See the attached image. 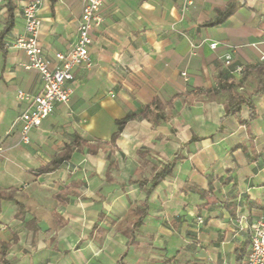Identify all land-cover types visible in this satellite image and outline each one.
Instances as JSON below:
<instances>
[{"label":"crops","instance_id":"obj_1","mask_svg":"<svg viewBox=\"0 0 264 264\" xmlns=\"http://www.w3.org/2000/svg\"><path fill=\"white\" fill-rule=\"evenodd\" d=\"M31 1L0 0V35L12 8L0 38V189L15 190L0 200V264H242L264 215V0L105 3L69 102L21 144L28 104L17 93L42 82L10 44ZM41 1L38 44L55 66L84 0ZM242 101L253 116L247 104L226 114ZM65 146L70 159L37 172Z\"/></svg>","mask_w":264,"mask_h":264},{"label":"built area","instance_id":"obj_2","mask_svg":"<svg viewBox=\"0 0 264 264\" xmlns=\"http://www.w3.org/2000/svg\"><path fill=\"white\" fill-rule=\"evenodd\" d=\"M114 0H84L74 43L67 52L55 54L57 61L53 66L38 44L40 18L38 11L41 0H33L22 7L24 32L13 38L10 46L21 50L28 62L25 69L36 70L42 82V90L35 95L18 91L17 98L27 102L26 110L18 117L19 143L28 144L29 134L41 126L52 114L56 104H67L73 93L70 82L73 80L72 69L81 64L90 66L92 59L88 48L92 43L91 31L102 22L99 13L101 7ZM217 43L210 44V48ZM228 60L229 57H226ZM228 64V61H227ZM4 147L0 144V156ZM201 222V220H199ZM242 264H264V215L260 216L250 228L249 248Z\"/></svg>","mask_w":264,"mask_h":264},{"label":"trees","instance_id":"obj_3","mask_svg":"<svg viewBox=\"0 0 264 264\" xmlns=\"http://www.w3.org/2000/svg\"><path fill=\"white\" fill-rule=\"evenodd\" d=\"M9 1V0H7ZM233 10V6L232 5H228L226 8L218 10V14H220L222 17L216 19V21L211 22L209 25H216V24H220L222 23L231 13ZM12 8H9L8 10V18H7V25L5 27V29L3 30L2 34L0 35V38L3 37L5 35V33H7L10 28L12 27ZM219 85L221 84V80L219 81ZM264 90V85L259 89V91H263ZM242 104H247L249 105L250 111H251V115L253 116V107L250 105V103H248L247 101H242L241 103H237V105H235L234 107H227L226 108V114H234L237 111L240 110V107ZM129 118H123L121 120H117L116 121V125H117V132L112 136V141H114L117 136L119 135V133L122 131L124 125L126 124L127 120ZM86 145V142H80L77 138L74 141V145L75 146H79V145ZM74 146H65V148L58 153L53 159L52 161L47 164L44 167H41L37 170L38 173H45V172H51L53 170H55L59 165H61L63 162L67 161L68 159H70L71 154H72V148ZM89 150L91 152H93L95 150V148L93 147H89ZM172 171V164L163 167V169L161 171H159L156 176H155V181L152 185V187L156 186L164 177L168 176L171 174ZM15 195V190L14 189H8V190H2L0 189V200H9V199H13Z\"/></svg>","mask_w":264,"mask_h":264}]
</instances>
